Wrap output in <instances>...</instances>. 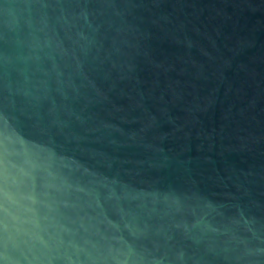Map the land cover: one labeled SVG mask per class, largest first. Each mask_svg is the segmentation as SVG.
I'll list each match as a JSON object with an SVG mask.
<instances>
[{
  "label": "water",
  "instance_id": "obj_1",
  "mask_svg": "<svg viewBox=\"0 0 264 264\" xmlns=\"http://www.w3.org/2000/svg\"><path fill=\"white\" fill-rule=\"evenodd\" d=\"M0 264H264V0H0Z\"/></svg>",
  "mask_w": 264,
  "mask_h": 264
}]
</instances>
